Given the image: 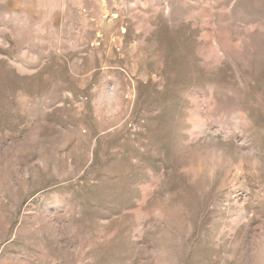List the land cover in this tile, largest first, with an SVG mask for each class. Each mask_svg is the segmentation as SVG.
Segmentation results:
<instances>
[{
    "label": "rangeland",
    "instance_id": "obj_1",
    "mask_svg": "<svg viewBox=\"0 0 264 264\" xmlns=\"http://www.w3.org/2000/svg\"><path fill=\"white\" fill-rule=\"evenodd\" d=\"M0 264H264V0H0Z\"/></svg>",
    "mask_w": 264,
    "mask_h": 264
}]
</instances>
